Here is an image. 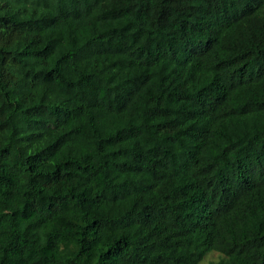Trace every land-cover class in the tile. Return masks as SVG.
<instances>
[{"label":"trees","instance_id":"16d2710c","mask_svg":"<svg viewBox=\"0 0 264 264\" xmlns=\"http://www.w3.org/2000/svg\"><path fill=\"white\" fill-rule=\"evenodd\" d=\"M264 264V0H0V264Z\"/></svg>","mask_w":264,"mask_h":264},{"label":"rangeland","instance_id":"374dc122","mask_svg":"<svg viewBox=\"0 0 264 264\" xmlns=\"http://www.w3.org/2000/svg\"><path fill=\"white\" fill-rule=\"evenodd\" d=\"M218 258L217 253H211L208 256H206L199 264H208L211 260H216Z\"/></svg>","mask_w":264,"mask_h":264}]
</instances>
